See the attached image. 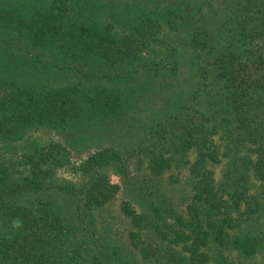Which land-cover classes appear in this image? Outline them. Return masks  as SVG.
<instances>
[{
	"label": "trees",
	"instance_id": "trees-1",
	"mask_svg": "<svg viewBox=\"0 0 264 264\" xmlns=\"http://www.w3.org/2000/svg\"><path fill=\"white\" fill-rule=\"evenodd\" d=\"M113 1L0 0V264H93L88 262L92 258L89 255L84 259L87 250L83 242H77L76 229L80 223L92 224L91 219L103 214L121 191L103 168L119 161L127 174L123 162L132 152L126 155L112 146L76 166L62 142L40 145L26 138L42 127L70 129L76 134L107 127L117 120L124 106L132 103L136 88L126 92L103 86L96 83L99 74L114 81V75L123 71L125 61L140 45L148 47L159 39L157 30L165 26L161 21L174 11L162 9L154 16L123 12ZM128 26L134 27L128 34L120 30ZM224 28L220 44L211 49L218 53L215 67L209 69L200 61L207 45L200 31L204 29L201 21L192 34L190 53L196 86L188 99L174 100L175 115L184 123L180 132L168 134L163 124L152 125L151 144L143 142L132 150L147 152L143 159L155 176L180 168L182 163L190 164L183 155L195 151L196 160L190 167L192 175L200 178L197 198L216 209L231 200L214 194L211 172L206 169L209 163L220 161L212 138L218 125L210 124L214 106L225 103L230 107L233 120L251 145L253 159L246 156V164L264 183V0L239 3ZM173 58L172 68L178 70L177 53ZM65 72L73 80L64 87L58 79L68 76ZM110 72L115 74L109 76ZM209 75H214L211 85L224 78L225 89L215 94H219L216 99L210 92V106L204 107L201 100ZM64 167L78 173L79 182L58 178L57 172ZM254 201L260 206L257 198ZM235 202L239 206L241 201L238 198ZM120 208L132 229L133 248L142 232L153 229L163 239L191 243V264L208 263L210 256L200 250L211 242L235 246L247 255L257 251L252 236L232 240L217 234L211 239L199 215L194 218L196 223L174 218L181 228L195 226L193 238L178 230L176 223L166 221V215H176L170 207L152 203L153 219L128 200H123ZM128 250L130 254H125L123 248L110 242L103 248L104 259L93 257L97 264H137L136 253Z\"/></svg>",
	"mask_w": 264,
	"mask_h": 264
},
{
	"label": "rangeland",
	"instance_id": "rangeland-1",
	"mask_svg": "<svg viewBox=\"0 0 264 264\" xmlns=\"http://www.w3.org/2000/svg\"><path fill=\"white\" fill-rule=\"evenodd\" d=\"M246 1L248 0H114L116 9L123 12L150 13L154 16L162 9L174 11L161 21L165 26L157 30L159 39H155L148 47L137 45L140 49L132 53L131 58L128 57L123 71L117 76L114 75L115 72L109 73V76L114 75V81L99 74L100 80L96 83L103 86H116L126 92H132L136 88L134 92L137 93L132 96V103L124 106L118 113L117 120L107 124V127H99L93 131L84 129L85 131L77 134L70 129L57 131L42 127L27 135L26 140L35 141L40 145L54 141L62 142L68 146L71 161L76 166L82 164L90 155L112 146L126 155L128 151L132 152L130 158L123 162L128 168V175L120 168L119 161L103 168L111 182L121 186V191L113 202L108 204L103 214H97L91 219L92 224L80 223L76 229L77 242H83L87 250L84 259L87 260L88 255L92 257L88 259L89 263L97 264L93 255L104 259L103 248L114 242L123 248L125 254L128 252L130 254L128 249L134 251L137 264H191L189 259L191 251L188 249L191 243L163 239L162 234L153 229L150 232H142L140 242L135 248L132 247L130 238L132 229L120 208L122 201L128 200L140 213L152 219L154 218L152 203L163 208H172L176 215L171 218L165 211L162 212L166 215V221L171 225L177 224L178 230H184L187 234L193 235V238L196 237L193 234L195 226L191 225L189 229L181 228L174 218L180 216L187 223H196L197 218L195 220L194 218L199 215L200 220L203 219L204 225L207 226L203 227L211 233V239L217 234L221 237L228 235L232 240L249 236L255 239L257 251L254 255H247L235 246L221 247L211 242L208 247L200 250L210 256V260L205 264H264V183L255 177L251 165L246 164V156L249 155L250 160L253 159L251 145L245 140V133L233 120L228 105L222 103L214 108L211 105L213 110L210 114L214 116L210 124L218 125L212 138L220 161L217 164L209 163L206 169L211 172L214 194L231 200L229 204L220 206V209L203 204L197 198L196 186L200 178L192 175L190 167L196 160L195 151L183 155L190 164L182 163L180 168L167 171L162 176L153 175L154 173L147 168V163L143 159L147 157L146 151L144 153L132 151L143 142L151 144L149 133L153 130L152 125L163 124L168 134L180 132L184 123L179 122L175 115V98L188 99L191 97V90L196 86L190 41L197 23L201 21L204 25V29L200 31L207 44L201 53V64L205 69L213 68L218 50L211 49L220 44L225 34L226 19L231 17L239 3ZM133 28L121 27L120 30L128 34ZM176 53L180 64L178 70L172 68L175 65L173 55ZM213 76L209 77V85L204 89L206 94L201 100L204 107L210 106V92L216 99L219 94L217 96L215 94L225 89L224 78L210 84ZM72 80L73 77L69 75L66 77L63 75L58 79L64 87ZM223 109L228 111L224 112ZM168 134L166 137L169 138ZM15 154L20 157L19 154ZM10 155L12 152L5 153L3 159ZM77 174L70 171L69 167H64L57 172V177L79 182ZM238 198L241 202L236 206L234 201ZM256 198L260 206L254 201Z\"/></svg>",
	"mask_w": 264,
	"mask_h": 264
},
{
	"label": "clouds",
	"instance_id": "clouds-1",
	"mask_svg": "<svg viewBox=\"0 0 264 264\" xmlns=\"http://www.w3.org/2000/svg\"><path fill=\"white\" fill-rule=\"evenodd\" d=\"M14 223H18V222H14Z\"/></svg>",
	"mask_w": 264,
	"mask_h": 264
}]
</instances>
